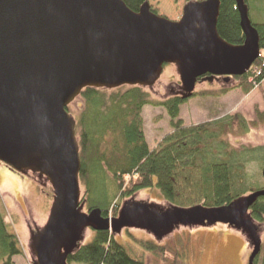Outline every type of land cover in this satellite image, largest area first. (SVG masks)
Returning <instances> with one entry per match:
<instances>
[{"label":"water","instance_id":"obj_1","mask_svg":"<svg viewBox=\"0 0 264 264\" xmlns=\"http://www.w3.org/2000/svg\"><path fill=\"white\" fill-rule=\"evenodd\" d=\"M235 1L242 44L218 31L221 0L188 2L177 21L149 1L135 11L124 0H0V162L46 178L54 193L46 224L31 232L33 264H68L86 229L137 228L162 239L181 225L218 223L246 235L248 264H256L263 240L250 209L264 187L222 206L129 199L115 217L84 211L77 123L67 109L87 87H153L168 64L177 67L183 99L207 74L203 80L226 82L244 75L260 56V37L246 0Z\"/></svg>","mask_w":264,"mask_h":264},{"label":"trees","instance_id":"obj_2","mask_svg":"<svg viewBox=\"0 0 264 264\" xmlns=\"http://www.w3.org/2000/svg\"><path fill=\"white\" fill-rule=\"evenodd\" d=\"M124 1L131 9L138 11L145 2L155 0ZM192 1L197 0H186ZM250 2L264 19V5L261 9L255 0H246L249 15ZM253 24L259 33L261 55L251 69L244 75L234 76L221 87L196 91L193 97L224 96L230 91L226 84L232 80L238 82L245 96L262 86L264 20H256ZM218 31L232 44L244 42L235 0H221ZM80 97L84 107L76 119V134L82 162L80 185L85 189L82 201L87 211L100 208L104 216L115 217L121 209V202L142 190L158 191L160 197L170 203L168 207L187 206L189 204L183 201L180 191L184 190L186 184L181 185L180 179L189 182L185 175L192 171L199 174L196 194L202 195L201 203L208 207L229 204L261 189L249 181L246 164L247 158L252 160L253 152L264 151V146L255 147L247 154L246 150H235L227 137L229 133L243 136L251 127H259L264 123V110L256 109V119L251 122L237 113L223 119L186 125L180 118V112L189 99L184 100L179 95L157 99L146 87L123 85L114 89L87 87ZM146 105L164 107L173 128L154 148H150L144 131L142 112ZM67 109L72 113L70 105ZM261 155L264 159V153ZM29 176L41 184L34 175ZM250 213L259 227H264V197L252 205ZM126 231L128 236L133 237L130 231ZM136 241L142 248L170 264H185L182 256L166 244L154 239L137 238ZM23 254L19 236L10 230L0 207V264H16L14 257ZM255 263L264 264V242ZM68 264L148 263L142 257L133 256L125 242L111 231L91 229L90 238L79 243L68 256Z\"/></svg>","mask_w":264,"mask_h":264},{"label":"rangeland","instance_id":"obj_3","mask_svg":"<svg viewBox=\"0 0 264 264\" xmlns=\"http://www.w3.org/2000/svg\"><path fill=\"white\" fill-rule=\"evenodd\" d=\"M188 2L186 0H155L150 1L151 8L159 15L165 16L170 20H180L183 15L184 7ZM258 6L264 5V0H255ZM251 5V2H250ZM251 5L250 17L253 22L263 21L262 14L254 10ZM263 13V12H262ZM204 79V78H203ZM200 80L197 82L196 91L206 90L210 87H221L224 85L223 77L215 78L213 81ZM230 91L224 96L206 95L194 96L188 100L182 107L180 118L186 125L198 124L206 120L223 119L237 113L243 115L248 122L256 119V109L264 110V83L260 88H256L250 95L245 96L238 82L232 80L226 84ZM180 88L181 79L175 64L166 65L160 79L153 87H146L152 96L157 99H165L171 96L172 89ZM72 115L77 119L78 114L83 110L84 102L79 96L70 104ZM144 131L150 148L156 147L162 139L173 131L170 124V116L164 107L146 105L143 109ZM228 141L235 150H246L247 154L255 147L264 146V123L259 127H251L250 131L243 136L228 134ZM264 151L256 150L253 152L254 158H247V173L249 181L253 186L264 187ZM1 165H5L0 162ZM6 166V165H5ZM18 173V172H16ZM23 179H32L29 175H34L41 184L34 179L32 182L24 183L13 182L9 188L0 185V207L5 216V221L11 231L15 232L20 239V244L25 248L26 257H20L18 264H31L35 256L31 250V232L37 228L43 227L49 217L50 209L53 203V188L46 178H38L37 174L28 173L26 175L18 173ZM189 182H184L181 178V185L186 184L182 191V199L189 205L202 204L201 194H196V185L199 174L192 171L185 175ZM5 187V186H4ZM21 195V196H20ZM85 195V189L81 186V197ZM81 198V201H82ZM146 201L158 204L167 208L170 203L163 200L156 190H142L134 197L128 198ZM121 202V207L123 203ZM200 201V203H199ZM84 202V201H82ZM180 206V205H179ZM84 211H87L86 206ZM112 217V216H111ZM257 223V222H256ZM130 231L133 237L128 236ZM259 234L264 242V227L260 225ZM125 242L133 256L142 257L148 264H170L162 260L157 255L145 250L137 243L138 239H154L158 243L166 244L173 248L182 256L185 264H248L249 256L252 252V245L246 235L227 224L218 223L213 226H179L173 232L162 239H157L151 232L137 228H125L120 234H116ZM91 236V229H86L81 242H86Z\"/></svg>","mask_w":264,"mask_h":264},{"label":"crops","instance_id":"obj_4","mask_svg":"<svg viewBox=\"0 0 264 264\" xmlns=\"http://www.w3.org/2000/svg\"><path fill=\"white\" fill-rule=\"evenodd\" d=\"M263 83H264V81H263ZM263 83H262V85H263ZM29 180L30 181H28L27 179H23V177H21V175H19L15 171H12L7 166L0 164V185H1V187H3L2 190H4V188H9L10 184L13 182H20V183H21V181H23L24 183L32 182V184L34 185V183H33L34 181L32 179H29ZM22 256L26 257L25 248H24V254L23 255H19V256L14 257V261L16 264H18V262H19L18 260H20V257H22Z\"/></svg>","mask_w":264,"mask_h":264},{"label":"flooded vegetation","instance_id":"obj_5","mask_svg":"<svg viewBox=\"0 0 264 264\" xmlns=\"http://www.w3.org/2000/svg\"><path fill=\"white\" fill-rule=\"evenodd\" d=\"M208 75H209V74H207V75L201 77V78L199 79V81L202 80L203 78L207 77ZM172 94H173V95H179V94H180V88H179V89H176V90L172 89Z\"/></svg>","mask_w":264,"mask_h":264},{"label":"bare ground","instance_id":"obj_6","mask_svg":"<svg viewBox=\"0 0 264 264\" xmlns=\"http://www.w3.org/2000/svg\"><path fill=\"white\" fill-rule=\"evenodd\" d=\"M251 20H252V19H251ZM260 55H261V53H260ZM259 57H260V56H259ZM165 66H166V65H165ZM252 66H253V65H252ZM164 68H165V67H164ZM250 69H251V68H250ZM208 76H209V75H208ZM198 82H199V80H198ZM223 82H226L225 79H223Z\"/></svg>","mask_w":264,"mask_h":264}]
</instances>
